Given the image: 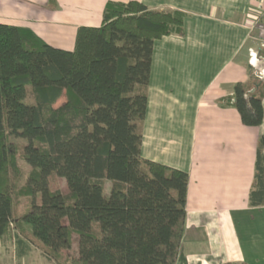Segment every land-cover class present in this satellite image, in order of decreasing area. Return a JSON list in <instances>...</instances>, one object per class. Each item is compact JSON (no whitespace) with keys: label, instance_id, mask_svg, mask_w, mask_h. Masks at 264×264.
Instances as JSON below:
<instances>
[{"label":"trees","instance_id":"16d2710c","mask_svg":"<svg viewBox=\"0 0 264 264\" xmlns=\"http://www.w3.org/2000/svg\"><path fill=\"white\" fill-rule=\"evenodd\" d=\"M184 19L109 1L72 51L0 23V240L15 229L54 264H188L189 175L141 155L154 42ZM250 78L220 103L259 127L264 84ZM248 204L264 207V135Z\"/></svg>","mask_w":264,"mask_h":264},{"label":"crops","instance_id":"0c3cea01","mask_svg":"<svg viewBox=\"0 0 264 264\" xmlns=\"http://www.w3.org/2000/svg\"><path fill=\"white\" fill-rule=\"evenodd\" d=\"M109 1L185 15L182 35L154 42L141 155L189 175L182 240L188 264H264V207L248 204L264 119L244 126L233 106L220 103L238 82L255 77L251 91L264 84L249 63L250 50L259 48L258 1L0 0V23L72 51L79 28L102 25ZM15 232L0 240V264H54Z\"/></svg>","mask_w":264,"mask_h":264},{"label":"built area","instance_id":"2783aa9c","mask_svg":"<svg viewBox=\"0 0 264 264\" xmlns=\"http://www.w3.org/2000/svg\"><path fill=\"white\" fill-rule=\"evenodd\" d=\"M257 10L253 17L254 30L257 33V40L261 42L259 48L250 50L249 63L255 69L256 77L260 81H264V0H257ZM260 64L262 70L256 66Z\"/></svg>","mask_w":264,"mask_h":264},{"label":"rangeland","instance_id":"374dc122","mask_svg":"<svg viewBox=\"0 0 264 264\" xmlns=\"http://www.w3.org/2000/svg\"><path fill=\"white\" fill-rule=\"evenodd\" d=\"M258 42V44H260L261 42H259V41H257ZM249 58H250V55H249ZM256 66L258 67V68H260L261 69V65L259 64V65H257L256 64ZM252 68V67H251ZM262 70V69H261ZM252 71H254L255 72V69L254 68H252ZM13 142H18V143H22L23 141L22 140H19V139H13ZM18 164L20 165V168L22 169V171H27V168L25 167V165H24V163H23V161L20 159V158H18ZM110 183V182H109ZM109 185V184H108ZM53 188H56V189H61L62 191H64V192H66L67 191V186H66V183L64 182V180H62V179H60V178H54L53 179ZM23 201V200H22ZM73 252V251H72ZM74 253V252H73Z\"/></svg>","mask_w":264,"mask_h":264},{"label":"bare ground","instance_id":"6f19581e","mask_svg":"<svg viewBox=\"0 0 264 264\" xmlns=\"http://www.w3.org/2000/svg\"><path fill=\"white\" fill-rule=\"evenodd\" d=\"M258 65V64H257Z\"/></svg>","mask_w":264,"mask_h":264}]
</instances>
